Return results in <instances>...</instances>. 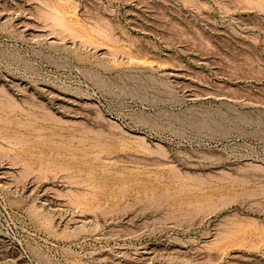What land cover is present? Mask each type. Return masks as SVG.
I'll list each match as a JSON object with an SVG mask.
<instances>
[{
	"label": "rangeland",
	"instance_id": "374dc122",
	"mask_svg": "<svg viewBox=\"0 0 264 264\" xmlns=\"http://www.w3.org/2000/svg\"><path fill=\"white\" fill-rule=\"evenodd\" d=\"M0 264H264V0H0Z\"/></svg>",
	"mask_w": 264,
	"mask_h": 264
}]
</instances>
